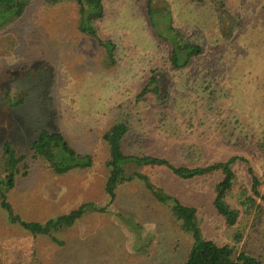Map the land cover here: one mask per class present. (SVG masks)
Segmentation results:
<instances>
[{"label": "rangeland", "instance_id": "rangeland-1", "mask_svg": "<svg viewBox=\"0 0 264 264\" xmlns=\"http://www.w3.org/2000/svg\"><path fill=\"white\" fill-rule=\"evenodd\" d=\"M102 2L105 14L95 25L101 39L117 45L112 68L103 67L97 44L77 31L73 3L46 9L34 1L0 30V73L12 76L3 83L13 96H25L18 106L0 100V154L10 140L25 157L15 186L6 193L13 211L25 221L44 223L85 202L106 204L107 153L101 135L122 118L131 122L127 153L188 167L242 156L264 194V0H206L201 5L154 0L158 13H169L173 26L203 47V54L180 71L170 69L168 47L147 22L146 0ZM153 72L159 94L134 103ZM46 126L57 128L80 153L91 154L93 165L57 175L33 158L28 143ZM232 167L250 188L245 164ZM141 172L196 210L206 238L264 263V214L257 220L241 214L237 225L226 227L212 204L219 172L188 180L165 167L146 166ZM229 203L239 207L232 198ZM237 228L243 231L240 242L233 240ZM57 237L62 245L43 235L30 238L0 207V264H183L190 245L167 207L141 181L119 187L106 212L83 216Z\"/></svg>", "mask_w": 264, "mask_h": 264}, {"label": "trees", "instance_id": "trees-1", "mask_svg": "<svg viewBox=\"0 0 264 264\" xmlns=\"http://www.w3.org/2000/svg\"><path fill=\"white\" fill-rule=\"evenodd\" d=\"M34 1L46 9L61 3H73L76 10L77 31L97 44L104 68H112L116 65V43L110 39H101L95 25V22L101 20L105 14L102 0H0V30L7 27L13 20L20 18ZM190 2L201 5L206 0H190ZM158 9L154 0H146L144 10L147 22L153 29L154 35L168 47L167 61L170 69L180 71L189 66L195 57L203 54V47L187 39L181 30L173 26L169 13H158ZM30 76V74L27 75V77ZM11 78L10 74L0 73V100L8 99L13 106H18L24 103L25 96L12 95V90L6 86V83H3ZM159 92L160 82L153 72L133 101L138 103L148 96H157ZM130 124L128 119H117L101 135L107 153L103 162L104 180L102 184L106 204L97 205L94 202H85L66 214L49 218L44 223L21 219L7 200L6 193L15 186L16 176L21 170L19 164L24 161L25 157L16 153L12 141L5 140L0 154V172L2 173L0 175V207L5 210L9 222L22 227L30 234V238L43 235L62 245V241L57 237L58 233L71 228L89 213L106 212L107 207L115 200L116 190L119 187L132 181H141L144 189L153 199L167 207L170 218L189 238L190 245L183 264H264L258 256L245 251L236 252L233 245L217 244L206 238L201 231L200 221L195 216L196 210L183 205L141 172V169L146 166L165 167L174 176L183 180L219 172L222 177L213 185L212 204L216 214L223 219L224 225L230 228L240 222L241 214L242 216L252 215L255 220L264 214V194L259 190L261 182L249 161L242 156H232L207 166L188 167L174 165L162 157L127 153L124 150V141ZM28 145L32 157L41 160L57 175L90 168L94 162L91 154L80 153L63 133L52 126L38 129ZM238 161L247 167L251 178L250 188L239 179L232 167ZM231 198L240 208H234L229 203ZM127 225L134 230L137 229V224L127 223ZM242 237L243 231L237 228L233 233V240L240 242Z\"/></svg>", "mask_w": 264, "mask_h": 264}]
</instances>
